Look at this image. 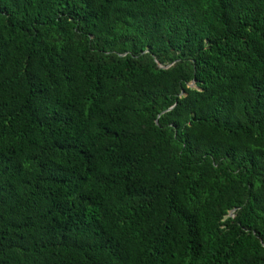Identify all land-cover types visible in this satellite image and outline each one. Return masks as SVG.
I'll return each instance as SVG.
<instances>
[{"label": "trees", "instance_id": "obj_1", "mask_svg": "<svg viewBox=\"0 0 264 264\" xmlns=\"http://www.w3.org/2000/svg\"><path fill=\"white\" fill-rule=\"evenodd\" d=\"M0 264H264V0H0Z\"/></svg>", "mask_w": 264, "mask_h": 264}]
</instances>
